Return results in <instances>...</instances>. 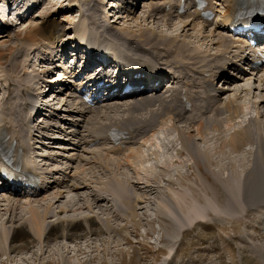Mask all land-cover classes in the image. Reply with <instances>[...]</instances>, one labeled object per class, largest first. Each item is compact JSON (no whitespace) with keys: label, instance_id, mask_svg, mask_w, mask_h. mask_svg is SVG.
Returning a JSON list of instances; mask_svg holds the SVG:
<instances>
[{"label":"bare ground","instance_id":"6f19581e","mask_svg":"<svg viewBox=\"0 0 264 264\" xmlns=\"http://www.w3.org/2000/svg\"><path fill=\"white\" fill-rule=\"evenodd\" d=\"M10 1L11 0H6L7 3H9ZM43 1L44 0H40V4H44ZM81 1L82 0H70L71 3L69 5V9L72 10L74 6L81 5ZM86 1L87 0H85V3H83V6H80V8L82 7L81 16H91L95 19V22H89L87 23V25H80L82 30L81 32L85 31V33L87 32V34H89L90 36L91 34H93L91 32L97 29V34H100V27H102V24L99 23L100 15L95 14V10L99 6L102 7V5H104L105 3L102 4L98 2V0H90V4L88 3V5L86 4ZM135 1L136 0H134L133 2ZM147 1L149 2L144 4L143 15V17L147 21L158 20L160 22H163L164 24H169L167 25V27L176 29V31L179 30L180 33H187L185 29L193 26L190 31H197V34H191L187 36L196 39L200 42V44H203L201 42L207 40L203 36H201L203 35V33L200 32V30H195L199 28V25H197L195 21L200 20V25L203 27L202 29H204L206 32V28L211 25L210 21L204 20L201 16V13L195 10H193V13L190 14L181 13L182 9L186 7H193V5L195 4L194 0H175V3H172L169 0ZM205 1H207L208 3L207 10L213 11L214 13L218 12L216 11L218 7L222 8V11L220 12L222 20L221 22L217 21L214 31H211L214 39H211L212 44L210 43L211 47L209 48L210 50L221 49V51H216V53L210 55L212 56V60L208 59L207 55L205 54L209 53V51H203L201 49L197 50V48H192V43L190 44V42L186 40H183L184 42H180V33L175 38H173L167 35L160 34L156 32V30H154L151 34L156 40L148 39L146 41L142 39V37L144 36L133 37L132 35L126 36V34L121 35L118 32H112V30L110 29L113 28V24L117 23V20L121 18L118 16V14H112V9H114L118 5L112 4V8L109 11V15L114 16V18L111 17L113 19L107 21L111 24L110 29H104L102 30V32L104 34L109 33L108 39L112 40V43L109 46V50L111 52H123L121 53L124 55L123 62L121 63V65L124 67V69L136 70L132 72V74H142L146 77H149V74L155 73V76H157L155 82L158 81L159 77L161 76L167 78L166 76L168 74L177 75L176 84L172 86V89L168 90V92L161 91L162 88L156 91L152 89L150 91H146L140 96L133 97L134 99L126 100V102L123 101L124 103H120L117 101L120 100V98H118L120 96H118L109 98L103 104L96 105L94 107H88L84 105L81 100L77 101V99L73 98L69 94V91H71L70 87L69 91L67 92L59 91V93L61 94L56 96L54 99L42 100L43 106L46 107L47 105L53 102L54 107L52 108L58 109L57 112H53L51 118H41L40 120L33 118V122H31V118L34 117L32 115V110L36 108V105L41 100L39 92L41 90V86H43L47 82L48 86L44 89L46 90L49 87L55 88V86H57V82H62V78L61 80H57L54 77H52V79L54 80L50 82L51 77L48 75L51 72L53 76H57L55 74V70L51 69L49 65L47 66V64L46 67L42 64L44 60H48L46 55L51 56L53 58V65H55V61L59 62V60H57V57L60 48L58 49V47H55V44L59 39H61V37H63V35H60L62 30L59 29L58 25H54V23L52 22H46V19H44V28L41 31V37L44 36L45 41H47V43H44V40L41 42L42 45H40L38 48L42 50V54L40 56L42 57L41 62L38 63L37 60L36 64H34V69L30 67L28 70H26V65L31 61V55L35 51L33 46L23 44L8 46V53H5L4 60L0 61V67L6 66L5 71H0V80L2 81L0 82V89H4L6 91V96L4 95V97L2 98L3 103L0 106V145L5 147L7 158L14 161L20 160L21 156L26 151L25 146L27 145L21 133L27 132L28 139L30 141H34V136L40 135V141L35 140L38 144L42 143L41 139L44 145V141L48 139L57 140L61 142H65V140H67L68 144L66 145L76 147V149L68 148L72 151L82 150L83 152H88L90 147L100 144L99 142H102L103 144L110 143L114 145V151L109 152V150L106 149V153L110 155L115 153L119 154L123 152L125 156V163L129 165V167L121 162H118V166L121 168H130V166H132L133 164V161L136 160L137 162L138 158L141 159L143 156L140 155V149L135 151L134 145L139 144L141 140L144 142L148 141V136L150 134H152V136L156 139L160 140L157 134V130L163 127H167L168 122H171L172 129L179 133L180 137L178 136V142L180 144L182 143L181 149L178 151V153L188 154V156L193 161V164L200 170L201 165L205 162L202 158L204 152L201 150L202 148L200 149L198 147L194 133L195 135L197 134L198 136H200L199 139L205 140V134H208L209 130L213 129L215 123H220L222 121H225L224 123H227L231 122L234 117H239L242 110V105L238 103V100L242 99L240 95L241 93L245 94L246 98L248 99H250V97L252 98L255 96L254 89H258L262 93H264V73L260 76H258L260 72H252L248 74L246 73L238 76L236 75L234 80H232L233 75H231L230 73L221 75L219 79H217L216 77V74H218L219 72L220 74H222L224 68H227L225 67L227 66V64H230V62H232L234 58L240 57L241 55L237 51L235 52V54H233V50H239L240 47L238 48V46H234L231 36L228 35V26L235 15L244 13L245 10L243 6H248L249 2L242 0ZM46 2L47 0H45V3ZM126 2L129 3L131 2V0H127ZM182 2H185L184 7L182 6ZM34 4L35 1L32 3L31 8L28 11L32 9ZM167 6H172L171 10L175 8V11L172 10L170 12H167ZM259 7L264 8V0H256V8ZM120 8L121 10L119 12H126L125 6L122 5L120 6ZM47 9L48 8L46 7L45 10ZM135 12H133V9H130L127 13L128 15H131ZM86 13H92V15H86ZM34 15L35 14L30 13L28 19L30 17L32 18ZM115 18L117 20H114ZM180 18L186 20L184 21V23H182L185 24L182 26L183 30H180V27L178 28L179 25L174 26V20ZM7 29L8 31L0 33V38L2 37L1 39H15L18 41L20 40V38L22 39L21 34H16V32H14L11 27L9 28L8 26ZM13 34H15L14 37ZM90 37L93 41L89 40V37H84L80 39L75 35H69L67 44H65L64 48H66V46H68V43L70 42H72L73 44H85L89 41H92L97 44V46H93L92 49H95L96 47L101 48L99 43L100 41L97 36ZM159 38H161V40L158 41ZM209 42H207L206 46H208ZM151 43L160 44L162 46L152 47L150 46ZM2 44H6V42H3ZM44 45L48 46L46 50L41 49L42 47H44ZM13 53L18 54L14 56ZM220 64L221 67L219 66ZM234 65L235 62L231 63L230 67L233 68ZM22 66L26 68L25 70L23 69V72H20ZM58 66L59 65H55V69ZM100 68L104 72H108L109 70V68H103V66H100ZM261 71L264 72V69H262ZM29 72H31L32 74L30 77L28 76ZM102 77L103 75H98L96 79L100 80L102 79ZM151 80L152 79H147L143 80V82L147 83ZM217 80L218 82H216ZM257 80L261 83V86L259 87L253 85V81ZM219 82H222V86L224 87L222 90L221 88H217L215 86L218 85ZM71 83L73 82H70V84ZM81 84H84V82ZM140 85H143V83ZM227 85L232 87L233 89L227 88ZM168 86L170 87L169 84ZM229 91H233L236 97H231L233 99L228 98L224 100L222 97L225 96V94H227V92ZM15 93H17V95H15ZM259 98L260 100L255 102H252V99H250L252 107L256 111V117L251 121L253 123L257 122L258 124H256L258 126L260 125V128H262V126H264V112H262L261 110L264 108V95H260ZM220 101L222 103H225L221 104ZM56 102L58 104L61 103L62 107L55 106L57 104ZM227 113L230 114L229 120L227 119ZM252 117L253 116H251L250 118ZM60 119L65 120L61 124L62 126L58 125L60 124V122H58ZM65 123H67L68 125L66 126ZM224 123H222L220 127ZM178 124H186L188 131L186 132V130H184L182 127H178ZM251 130L252 128L250 126L237 132L234 136L230 138L228 146H230L234 150H238V147L234 142L240 141L241 144L245 142V144L247 145L250 144L252 146H255V148L258 147L257 157H253L256 158L255 162L252 165L253 169L250 168L244 180V183L242 184L245 191H243V187H241L242 185H239V188L235 189L233 187L232 191L230 192L232 196L237 195L238 192H242L245 200L249 201V203L251 201V203L254 205L253 202L255 201H259L260 203L264 202V133L262 132V130L259 132V134ZM51 132H54V135L58 134L59 136H52L50 134ZM114 134H116V137L118 138L117 142H114ZM63 136H66L67 138H63ZM170 143V146H167L166 143L162 142L165 148L166 146H172L174 148L175 142L171 141ZM158 145L157 150L159 149ZM244 146L245 145H243L242 148H244ZM58 148L59 150L67 149H64L65 147L60 145L58 146ZM51 154L53 155V153ZM194 154H196V156ZM69 156H71V154ZM35 157L40 159L39 162L44 165L43 170L46 171V174L43 178V181L46 182L41 185L44 189L33 196H26L24 193H22V191L8 192L4 186L0 187V211L4 212V215L7 218V221L5 225H3V228H6L7 223L10 224L8 234L6 233L7 237L4 238V234H2L1 237L9 241V243L11 244H14L18 241H23V243H27L28 240L37 239L40 241L41 247L44 249L53 246L54 243L45 247V245L48 244L47 241H49L50 239L55 240V242H59L61 240V242H66L67 247L70 249L69 244H75L73 242V239H75L76 244L82 241L86 242L85 240H88V242L91 241L93 243L97 241L100 235L106 234L105 232H109L100 230L102 227L104 228V226H108L109 224L107 220H104L103 222V220L100 219L99 215L97 214H90L88 216L79 218L77 216L64 219L60 217V215L63 213L67 214V212H72L71 208L68 210L70 206L56 207L57 204H59L62 200L68 197H66L65 194L75 193L76 195H80L82 191L91 188L92 185H95V182L92 179H88L84 176L86 170L85 166L91 165V161L82 158H79L77 160L74 159L73 156L70 157V162L73 161V163L76 164L78 161V164L76 167H66L65 170L66 172L69 170V175L72 172L75 173V177L69 176V178H65L64 181V179L56 177L62 173V169L49 168L56 167V165L54 164H58L57 162H55L54 164H49L47 162L44 163V155L40 154L39 152ZM63 158H67V155L66 157L63 156ZM92 159H95V162L98 161V158L96 157H93ZM74 160H76V162H74ZM143 162H145V160ZM254 170H256L257 172H255ZM198 176L200 177V175ZM50 177L53 178L51 186L46 185L47 182H50ZM68 179L69 181L71 180L70 185L66 183ZM60 181L61 183H59ZM118 183L121 185L124 184L121 183V181ZM54 184L62 186L64 185V189H62V191L55 189L56 191L50 193V188L52 189V186ZM128 184L132 185V189L135 186L134 183L132 184V181L130 180H128ZM121 185H118L115 188L117 189L121 187ZM126 186L127 185H125V188H127ZM116 189L114 191H117ZM124 190L125 189L120 190V192H117L118 198L124 197L123 192H121ZM229 191L230 190H228V192ZM231 194L229 196L226 191V195L229 196V200H231L232 198ZM90 195L92 197V201H90L93 202V205H88L86 201L87 199H84L83 197H79V199H81L80 202L79 199H76V201H71L74 204L77 202L79 203V208L77 209V211L84 209V207H87V209L92 210V213L94 208H99V210L103 214L110 211L109 209L105 208L104 205H100L102 201L109 200V197L105 195L101 197L94 193H90ZM238 195H240V193ZM49 198L52 199L49 201L48 204L46 203L47 205L43 207V210H41L35 205L36 203L47 201ZM237 198L234 200L237 201ZM142 201V199L137 198L135 200L134 207H137V205ZM198 203L196 200L194 201V205L190 209V212L187 216V224H184V221L182 220L183 217L180 216V219L182 218L181 220L183 221V223H181L182 221L178 222L181 224L180 228L178 227L180 233L190 227H193L198 221H200V219L204 218V211L206 209L200 207ZM112 206L113 205H110V207ZM263 206L250 207L249 205V209L251 212L253 210L262 208ZM115 207L117 211L120 209L117 204L115 205ZM20 208H22V210L25 209L23 210L25 213H17ZM209 208H211V206H209ZM136 213L137 210H135V214ZM18 214H20V218L17 217ZM24 214L27 216H25ZM174 214L176 215V213ZM178 216L176 217L177 221L180 220ZM53 217L57 218L56 221H50L48 223L47 221ZM16 219L17 221H15ZM97 230H100V232H98V235ZM145 235L149 236L150 234L146 233ZM127 240L128 239L126 238V241ZM3 242L5 241L3 240ZM129 242L130 244L132 243L131 241ZM23 243L21 245H23ZM11 244L10 247H12ZM84 244L83 246H80L81 249H85L88 246V244H85V246ZM59 246L62 245L59 244ZM62 248L64 247L62 246ZM44 249H41V253L43 254L42 256L45 255ZM0 250L2 249L0 248ZM29 250L30 249L28 247V249L24 251L27 252ZM24 251H22L21 253H24ZM158 251L162 250L158 249ZM66 254L72 255L73 250L71 249V252Z\"/></svg>","mask_w":264,"mask_h":264},{"label":"rangeland","instance_id":"374dc122","mask_svg":"<svg viewBox=\"0 0 264 264\" xmlns=\"http://www.w3.org/2000/svg\"><path fill=\"white\" fill-rule=\"evenodd\" d=\"M89 1L90 0H87L86 4H88ZM115 1L116 0H98V2L102 4L105 3L102 7L99 6L95 10V14L100 15V24H103V21H108V19L112 17L109 15V11L112 8V4H117ZM121 1L124 2L123 6H125L126 12H118V5L112 9V14H118V16L121 17L119 20L116 18L114 19L117 20V23L113 24V28L110 29V26L108 27L112 32H118L121 35L126 34V36L132 35L133 37L144 36L142 39L146 41L148 39L156 40L151 34L154 30L160 34L173 38L179 35V30L176 31V29L167 27L169 24H164L158 20L147 21L143 17L144 4L149 1L136 0L133 2L134 0H131L129 3L126 2L127 0ZM43 3L44 4H38L36 6V9L33 11L35 15L31 19L23 21L19 26L12 27V30L16 32V34H21L22 39L20 38L18 41L15 39L0 38V61L4 60V54L8 53L7 47L10 45L23 44L34 47L35 51L31 55V61L26 65L27 68L22 66L20 72H23L25 68L26 70L30 67L34 69V64H36L37 60L39 63L41 62L42 57L40 56L42 50L38 48L42 45L41 42L43 40L44 43H47L45 37H41V31L44 28V19H46V22H52L54 25H58L59 29L62 30L60 35H63V37L55 44V47H58V49L65 47L69 35H75L80 39L89 37L87 32H81L82 30L80 27L82 24L87 25L89 22H94V18L91 16H81L82 7L80 8V6H83L85 0L81 1V5L74 6L72 10L69 9L70 0H47L46 3L44 0ZM46 7L48 8L47 10H45ZM130 9L136 12L128 15L127 12H129ZM216 11H218V18L206 28L207 32L202 29L203 27L200 25V21H195V23L199 25V28L195 30H200V32L203 33L201 36L207 39L201 42L203 44L187 36L197 34V31H190L193 26L185 29L187 33H180V42L186 40L190 42V44L192 43V48L209 51V53L205 54L207 58L211 60L212 56L210 55H213L216 51H221L220 48V50L209 49L211 47L210 43L212 44L211 39H214L211 31H214L216 22H221L222 20L219 13L222 11V8L218 7ZM87 14L92 15V13H86V15ZM184 21L186 20L183 18L175 19L174 26L179 25L178 28L180 27V30H183L182 26L185 24L182 23H184ZM14 35L15 34H13V37ZM159 40H161V38H159L158 41ZM3 42H6V44H2ZM207 42H209L208 46H206ZM71 46H73L72 42L68 43L66 48ZM150 46L162 45L151 43ZM47 48L48 46L44 45L41 49L46 50ZM235 52L236 50H233V54H235ZM17 54L18 53H13L14 56ZM46 57L48 58L49 56L46 55ZM46 61L44 60L45 63L42 62V64L45 67L46 64L50 67V63ZM219 66L221 67V64ZM5 70L6 66L0 67V71ZM263 73V71L260 72L258 76ZM31 75V72H29L28 76L30 77ZM49 75L52 77L51 73ZM52 80L54 79H51L50 82ZM232 80H234V78H232ZM253 85L259 87L261 83L257 80L253 81ZM47 86L48 84L46 82V84L41 86L40 91L43 92ZM215 86L221 88V90L224 88L222 83ZM226 87L233 89L228 85ZM254 93L255 96L252 98L250 97L252 102L259 101V96L264 95V93L258 89H254ZM5 94L6 91L0 89V106L3 103L2 98ZM240 95L242 99L238 100V103L242 105V110L238 118L234 117L231 122L227 123H224L225 121L215 123L213 129L209 130L208 134H205V140L199 139L200 136L194 133L198 147L200 149L202 148L201 150L204 152L202 158L205 162L201 165L200 170L193 164L188 154L178 153L182 143L180 144L178 142L179 133L172 129L171 122H168L167 127L157 130V134L161 136L160 140L150 134L148 136V141L144 142L141 140L139 144L134 145L135 151L140 149V155L143 156L142 158L140 157L141 159L138 158L137 162L136 160L133 161L130 168H121L118 166V162H121L129 167V165L125 163L123 152L110 155L106 153V149H108L109 152L114 151L112 144L101 143L90 147L88 152H83L82 150L72 151L70 149H76V147L66 145L68 144L67 140L61 142L48 139L44 141V145L42 139V143H36V141H40V135L34 136V141L32 140L30 143L36 150V153L39 152L44 155V163L54 164L57 162L58 164H54L56 167L49 168L62 169V173L56 176L57 178L64 179L65 181V178H69V176L75 177V173L72 172L69 175V170L67 172L65 170L66 167H76L78 164V161L76 164H74L73 161L70 162V157L73 156V158L77 160L82 158L91 161V165L85 166L86 170L84 176L88 179H92L95 185H92L89 189H85L80 195H76L75 193L65 194L66 197L68 196L65 198L67 201L65 199L62 200L56 207L70 206L68 210L71 208L72 212L60 215V217L64 219L97 214L103 222L107 220L109 224V227L104 226V228L102 227L100 230L109 232H105L106 234H102L99 237L95 236L98 237V239L93 243L84 239L86 242L82 241L76 244L75 239H73L74 241H71L75 244L68 243L70 249L67 247L66 242H61V240L55 242V240L52 239L47 241L48 244L45 245V247L54 244L47 249L42 248L40 241L37 239L28 240L27 243L18 241L11 244L1 237L2 234H4V238L7 237L6 233L8 234L10 224L7 223L6 228H3L7 218L4 212L0 211V248L2 249L0 250V264H170L171 261V264H264V202L260 203L259 201H255L253 205L250 201L251 205L249 201L245 200L242 192H238L240 195H233L235 198L230 193L233 187L235 189L239 188V185L241 186L244 183L250 168L253 169L252 165L256 160V158L253 157H257L258 154L257 146V148H255V146L250 144L247 145L245 142L241 144L240 141L234 142L238 147V150H234L228 146L230 138L237 132L250 126L252 128L251 131L259 134L262 130L264 133V126L260 128L257 122L256 124L251 121L255 119L256 111L252 107L250 99L246 98L243 93ZM231 97H236L233 91L227 92L222 98L225 100ZM117 101L120 103L123 102L121 100ZM220 103L224 104L225 102L222 103L220 101ZM50 106H53V103ZM56 106L62 107L61 104H56ZM261 111L264 112V108ZM227 114V119L229 120L230 114ZM251 116L253 117L250 118ZM59 122L60 124L58 125L63 123L62 120ZM222 123L224 124L220 127ZM178 125V127H182L186 132L188 131L186 124ZM50 134L52 136H59L58 134L54 135V132ZM21 135L24 141L29 143L27 132H22ZM63 138L67 137L63 136ZM171 141L175 142L174 148L172 146L167 147L170 146ZM162 142L167 144L166 148L163 146ZM59 145L67 149L59 150ZM157 145L159 148L158 150ZM243 145H245L244 148H242ZM51 153H53V155ZM70 154L71 156H69ZM66 155L67 158H63V156L66 157ZM194 155L196 156V154ZM93 157L98 158V161L95 162V159H92ZM144 160L145 162H143ZM74 162H76V160H74ZM254 171L257 172L256 170ZM198 175H200V177ZM128 180L132 181V184L134 183L135 186L133 189L131 187L132 185L128 184ZM120 181L124 184H119L118 182ZM59 183H61V181ZM66 183L70 185L71 180L69 181L68 179ZM118 185H121V187L116 189L115 187ZM125 185H127V188H125ZM52 187V189L50 188V193L56 191L55 189L59 191L64 189V185L54 184ZM241 187H243V185ZM114 188L117 191H114ZM122 188L125 189V192L121 191L124 197L118 198L117 192L123 190ZM228 190L230 191L228 192ZM226 191L229 196L231 194V200H229V196L226 195ZM243 191H245L244 187ZM90 193L97 194L101 197L104 195L109 197V200L102 201L100 205H104V207L110 211L103 214L99 208H94L95 210L93 209L92 213V210L87 209V207L77 211L79 203L77 202L75 205L71 201H76L79 197H83L87 199L88 205H93ZM137 198L143 201L140 202L137 207H134ZM236 198L237 201L234 200ZM51 199L52 198H49L47 201L36 203L35 205L43 210V207L47 205ZM80 200L81 199H79V202ZM195 200L197 203L199 202L198 205L200 207L206 209L204 211V218L200 219L193 227L180 233L179 228L181 224L178 222L183 220L184 224H187V216ZM116 204L120 208L118 211L115 207ZM110 205L113 206L110 207ZM249 205L250 207H263L250 212ZM209 206H211V208H209ZM23 210L20 208L17 213H25ZM135 210H137L136 214ZM174 213H176V215ZM19 215L20 214H18L17 217L20 218ZM177 216L179 219L180 216L183 217V219L181 218L182 220L180 219L177 221ZM56 219V217H53L47 222H54ZM15 221H17V219ZM183 221L181 223H183ZM100 230H97V235ZM146 233L150 235L146 236ZM126 238L132 243L130 244L128 240L126 241ZM3 240L5 242H3ZM4 243H7L6 247ZM22 243L24 246L21 245ZM84 243L88 244V246L85 249H81L80 246H83ZM10 244L12 247H10ZM59 244L64 248L59 246ZM28 247L30 250L25 252L24 250L28 249ZM8 248L12 254L8 251ZM41 249H44V256H42ZM71 249L73 250V254L67 255L66 253L71 252ZM158 249L162 251H158ZM22 251H24V253H21Z\"/></svg>","mask_w":264,"mask_h":264}]
</instances>
